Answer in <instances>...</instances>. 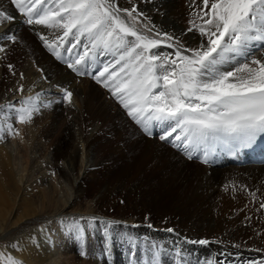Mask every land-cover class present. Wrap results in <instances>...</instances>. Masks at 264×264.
Instances as JSON below:
<instances>
[{"label":"bare ground","instance_id":"obj_1","mask_svg":"<svg viewBox=\"0 0 264 264\" xmlns=\"http://www.w3.org/2000/svg\"><path fill=\"white\" fill-rule=\"evenodd\" d=\"M112 3L121 9L135 7L138 10L141 14L138 19L145 25L143 28L151 29L152 37L161 40L153 52L169 54L174 59L176 46L182 45L183 51L207 43V38L201 36L197 28L203 21L195 15L201 10L208 11L203 9L202 0H112ZM0 11L14 16V19L0 23L4 24L0 37H11L0 39V48L3 49L0 51V128L3 129L0 133V231L6 227L20 229L24 221L38 216L43 210L65 207L66 212L75 213L72 211L82 194L85 179L101 190H98L94 211L105 210L109 204L117 205L124 200L131 210L123 209V212L132 217L139 216V213L135 215L136 211L145 213L146 210L151 211L150 217L178 216L181 218L180 227L185 230L167 232L164 227L150 230L143 221L129 227L123 223L125 220H92L89 228L93 230L95 242L86 241L85 244L87 249H97L98 264H110V261L121 264L128 258L135 264H147L154 258L160 264L264 262H254L252 255L247 253L253 248L263 249V240L255 238L254 229L237 222L245 212L239 200L250 195H256L258 200L264 199V162L240 166L223 162L208 165L196 158L190 159L181 141H175L181 144L179 148L168 142L177 133L162 140V129L155 122L151 125V134L146 133L112 93L96 82L94 77L99 74L100 67L113 59L110 54L98 51L95 62L86 57L84 63L76 66L87 73L86 78H81L67 62L84 53V46L88 43L86 37H82L81 43L69 54L65 49L75 41L69 36L61 43L58 37L63 35V29L28 24L27 18L11 0H0ZM124 16L122 12L121 18ZM164 34L173 39L165 40ZM41 36L59 45L63 61L45 47ZM168 43L174 47L168 48ZM12 45L18 48L15 53L10 49L6 51L7 46ZM24 45H27L26 49H20ZM251 56L264 59V49L257 45ZM93 69L95 74L91 73ZM65 91L72 93L73 103L66 102L61 108V99L58 98ZM37 96L38 110L33 112L30 121H19L15 139L7 142L5 134L13 132L14 118L19 119L18 110L24 106L22 102ZM40 111L44 113L40 114ZM66 117L70 119V126H64L66 134L59 139L54 136L52 123ZM20 156L31 161L28 177L24 175L25 170L19 168ZM244 166L250 170L244 172ZM234 173L238 178L225 179L232 185L237 184L236 188L228 189L225 185L217 188L214 184L213 178L221 179ZM201 177L202 183L191 187L192 178ZM150 179L157 180L161 187L148 189L147 193L154 195H143L146 192L141 189L151 184ZM26 183L28 187H36L35 191L26 189ZM134 197L149 199L141 205L131 201ZM231 209H240L241 212L235 213ZM117 211L120 213L122 209ZM49 230L37 233L32 243L25 239L21 241L19 247L22 250L18 256L23 262L42 264L59 251L55 244L59 233ZM178 231L185 233L186 237H177ZM69 233L74 235L76 231L70 229ZM203 236L211 237L212 241L198 243ZM76 246L77 239L72 238L69 252H74ZM78 262L77 256L71 255L67 264Z\"/></svg>","mask_w":264,"mask_h":264},{"label":"snow or ice","instance_id":"obj_2","mask_svg":"<svg viewBox=\"0 0 264 264\" xmlns=\"http://www.w3.org/2000/svg\"><path fill=\"white\" fill-rule=\"evenodd\" d=\"M202 2L208 11L195 15L203 21L197 28L207 43L183 51L182 45L176 46L173 59L169 54L152 51L161 40L136 30L135 22L141 14L135 7L121 9L112 0H11L28 24L63 29L58 37L61 43L71 36L75 42L65 49L69 54L86 37L84 53L67 62L77 75L87 74L76 67L86 57L95 62L98 51L110 54L113 59L94 77L96 82L112 93L146 133L151 134L155 122L162 129L160 139L177 133L168 142L179 148L181 144L175 141H181L190 159L193 151L203 149L207 163L218 146L235 150L264 137V59L251 56L257 45L264 49V0ZM122 12L132 24L121 18ZM12 19V14L0 11V23ZM40 39L57 59H62L56 42L44 36ZM164 39L170 41L173 37L164 34ZM166 46L174 47L172 43ZM71 97L72 93L65 91L64 98L70 102ZM38 100L39 96L22 102L24 106L18 110L21 123L31 120L38 110ZM69 228L79 238L80 226L74 223ZM7 264L20 262L7 257ZM147 264L160 262L154 258Z\"/></svg>","mask_w":264,"mask_h":264},{"label":"rangeland","instance_id":"obj_3","mask_svg":"<svg viewBox=\"0 0 264 264\" xmlns=\"http://www.w3.org/2000/svg\"><path fill=\"white\" fill-rule=\"evenodd\" d=\"M123 19L126 21V23H129V24L133 23L129 18H126L125 16L123 17ZM141 24H142V22H140V20L137 18V20L135 22V26L137 27L136 29L139 32H142L143 35H146L152 39H156V38L152 37L150 31L143 28L145 25L144 24L141 25ZM3 25L4 24H2V25L0 24V29H1V27L3 29V27H4ZM26 46L27 45H24L23 47H20V49H26ZM16 47L17 46H13V45L9 46V47L7 46L6 51H8L10 49L11 53H15L18 50V48H16ZM174 59H175V57H174ZM102 68H103V65H102V67H100V69L102 70ZM91 73L95 74L94 69L91 71ZM79 76H81V78H84V77L86 78L85 74L79 75ZM58 99H61V102H60L62 105L61 108L63 107V105H66L65 104L66 102L70 103V104L73 103L72 97H71L70 102H69V100L64 98V92L59 95ZM42 113H44V112L40 111V114H42ZM47 117L50 118L51 115H48ZM60 122L57 121V123L56 122L52 123L53 124L52 126L55 127L54 136L58 137L59 139L62 138L63 135L65 136V134H66L65 133V127L67 126V128H69L70 119H69V117H66L65 119L62 118V121H60ZM13 123L15 125V128H13V132L10 133V131H9L8 133L5 134L6 138H8L7 142H11L15 139V136H16L15 133L18 130V128L20 127L19 126L20 125L19 119L14 118ZM17 135H18V132H17ZM45 153H47V152H45ZM80 158H81V156H80ZM30 166H31V161L26 159L25 157L20 156L19 168H20V170H25V172H24L25 177H28V175H30V169H31ZM243 168H244V172H247L250 170V169H246V168H249L247 166H244ZM223 170H225V169H223ZM241 170H242V168H241ZM244 172L242 174H244ZM80 173L82 175V172H80ZM81 175H79V177ZM99 177H102V175H100ZM225 177L226 178H238V174L234 173L231 175H224L223 177H221V179L219 178L220 180L218 178H213L214 184L217 185V188L221 187V185L227 186L228 189L236 188L237 184L232 185L229 182V180L225 179ZM192 180L193 181L190 183L191 187L192 186L197 187V185H200L202 183L203 177L197 178V179L192 178ZM153 181H154L153 179H150L149 182H151V184L149 183L148 187H145V186L142 187L141 191L146 192V193H143V195H149V196L154 195V193H147L148 189H152V188L158 189L161 187L160 186L161 183L157 182V180H155L154 182ZM194 181H195V183H193ZM153 183H155V185H157V186H155ZM95 185L96 184H94V185H92L91 183L89 184L88 180L84 179L83 185H82L83 191H82V194L80 195V197L78 199L79 201L78 200L75 201V206H74L75 210L72 211L75 213H73V214H70V212H71L70 210H68L66 212L65 207L57 209V210H50V209L45 210V211L43 210V212L38 214V216H34V218H32V219L24 221L22 223L20 229H17V228L10 229V227H6V228H4V230L0 231V264H7V257H11L16 261H19L20 264H26L25 262H23V260L20 258V256H18V254L21 253V250H22L19 247L21 245V241L23 239H25V240H29L32 243L35 241L37 233H39L40 231H43L44 229L49 230V228L51 229L49 231H51L52 233H54V234L59 233L58 239L55 241V244L58 245L57 249H59V251H56L53 254V257L47 261L48 263L43 262L42 264H67L71 255L77 256V260L79 261L78 262L79 264H98L99 259H98V255H97L98 254L97 249L94 247L87 249L86 244H85L86 241L89 242L90 244L95 242L93 230L89 228V224L92 220H99L100 222L105 221V220H107L109 222H113L112 219H114V220L118 219L119 221L125 220L123 223L126 222L125 224H128L127 226H129V227H133L139 221H143L144 224H146L150 230H153L155 227H164L167 230V232H170V231H168V229H172V231L179 230V229H180V231L184 230L180 227L181 224L179 223V219H181V218H179L178 216L174 217V216L163 215L161 217H154V216L150 217V215L148 216V214H151V211L146 210L145 213H140L139 211L138 212L136 211L135 215H137L139 213V216L132 217V215L130 213L126 214L127 212H123V209L127 210V211L130 209L129 207H127L128 205L125 204L126 201H124V200H120V202H118L117 205L116 204L115 205L109 204L110 207H107L105 210L94 211L95 209H93V207L95 206L96 198L99 196L97 194L99 188ZM152 186H154V187H152ZM25 188L30 190V192H32V191L34 192L36 189V187H34V186L28 187V183L25 184ZM99 191H101V190H99ZM177 192H180V190H178ZM25 193H26V191H25ZM175 195H177V194H175ZM58 197H60V196H58ZM151 198H153V197H151ZM148 199H144L142 197H138V198L134 197L131 201L134 203L136 202V203L141 204L144 200H148ZM163 199L165 200L166 197ZM249 200H251V201H249ZM239 201H241L240 204L243 205V209L245 212H244V216H242L240 221H237V222L239 224H242L244 227H249V228L254 229L255 238L258 241L261 239L263 240V243H262L263 249L253 248L251 250L249 249L250 251L248 250L249 252H247V253L252 255L251 259H253L254 262H258V261L260 262V261L264 260V207H261V205L264 204V199L262 198L261 200L260 199L258 200L256 195H250V196H247L246 198L239 200ZM246 202H248V204H246ZM111 207H113V208H111ZM235 207L236 206H232V209ZM110 209H112V210H110ZM118 209H122V212L119 213L117 211ZM232 209H231L232 212H235V211L237 213L241 212L240 209H237V210H232ZM205 212H206V210H205ZM144 215L146 217H144ZM233 221H236V220H233ZM74 223L78 224L80 226V228L82 229L81 233L79 234V238H78L77 233H75L74 235H70V233H69V230H70L69 225H72ZM103 230L105 231L106 229L104 228ZM96 231H98V230H96ZM180 231L177 232V237L181 236V237L185 238L186 237L185 233L183 234ZM252 234H253V231H252ZM197 235H201V234H197ZM71 237L77 239V246L75 248V251L73 252V250H72V252L70 253L69 247L71 246V242H72ZM205 239H206V241L207 240H209L210 242L212 241L211 237L208 238L206 236H203L202 240H205ZM58 240H59V242H58ZM159 250L164 251V249H159ZM81 253H83V254H81ZM106 256H108V259L110 260V256L108 254ZM57 259L60 261L58 262ZM110 264H112L111 261H110ZM121 264H135V263L132 262L131 258H128L127 261H125ZM259 264H261V263H259Z\"/></svg>","mask_w":264,"mask_h":264}]
</instances>
